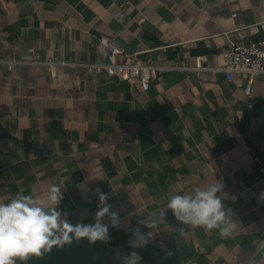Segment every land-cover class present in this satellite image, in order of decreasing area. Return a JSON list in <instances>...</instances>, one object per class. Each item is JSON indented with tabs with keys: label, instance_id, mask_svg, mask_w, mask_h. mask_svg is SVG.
<instances>
[{
	"label": "crops",
	"instance_id": "crops-1",
	"mask_svg": "<svg viewBox=\"0 0 264 264\" xmlns=\"http://www.w3.org/2000/svg\"><path fill=\"white\" fill-rule=\"evenodd\" d=\"M262 21L264 0H0V203L45 200L55 185L62 218L92 224L103 193L119 218L108 244L139 264H264V77L247 96L244 74L169 70L143 90L84 67L3 62L31 47L39 60L106 61L104 35L149 63L218 66L233 39L264 35ZM216 182L228 238L168 208ZM137 231L148 243L132 248Z\"/></svg>",
	"mask_w": 264,
	"mask_h": 264
},
{
	"label": "clouds",
	"instance_id": "clouds-1",
	"mask_svg": "<svg viewBox=\"0 0 264 264\" xmlns=\"http://www.w3.org/2000/svg\"><path fill=\"white\" fill-rule=\"evenodd\" d=\"M222 189L223 184L216 182L205 190L197 189L194 197L174 195L168 208L177 220L209 230L219 228L220 236L228 238L232 235V229L227 225L222 201L217 196ZM61 199L60 188L52 185L45 200L37 201L30 195H24L12 199L10 203H0V264H16L15 258L27 261L30 257H42L50 253L53 247L63 250L82 240H87L89 245L97 241L108 243L109 226L117 227L119 218L110 211L106 194H99V210L92 224H72L62 218V213L55 207ZM106 215L110 218V224L102 222ZM221 224L226 226L220 227ZM148 226L155 227L154 224ZM147 243V238L139 231L129 241L132 248L144 247ZM260 247L264 249V242ZM120 260L121 264H139L140 257L136 252H131L120 257Z\"/></svg>",
	"mask_w": 264,
	"mask_h": 264
},
{
	"label": "built area",
	"instance_id": "built-area-1",
	"mask_svg": "<svg viewBox=\"0 0 264 264\" xmlns=\"http://www.w3.org/2000/svg\"><path fill=\"white\" fill-rule=\"evenodd\" d=\"M264 32V21L259 23ZM98 44L107 51V60L101 62H76L39 60L35 56V48L31 47L28 52L31 58L26 60H6L9 68H14L24 63H36L47 65L51 68L63 67H84L90 72H101L107 76L117 75L121 80L136 79L143 90H148L157 74L178 70L190 73H216L224 72L228 77L233 74H244L247 78L245 94L251 95L253 84L258 77H264V35L257 39H233L229 47L222 52L223 63L218 66H210L207 63V55L196 57L194 64H166L149 63L142 60L137 54L130 53L114 39L101 35ZM165 50V48H164Z\"/></svg>",
	"mask_w": 264,
	"mask_h": 264
},
{
	"label": "water",
	"instance_id": "water-1",
	"mask_svg": "<svg viewBox=\"0 0 264 264\" xmlns=\"http://www.w3.org/2000/svg\"><path fill=\"white\" fill-rule=\"evenodd\" d=\"M121 246L97 241L89 245L87 240L73 243L63 250L55 247L42 257H30L26 264H121L120 257L126 256Z\"/></svg>",
	"mask_w": 264,
	"mask_h": 264
}]
</instances>
